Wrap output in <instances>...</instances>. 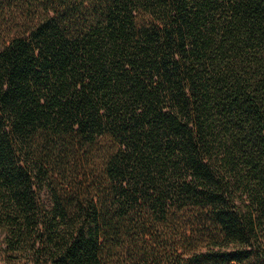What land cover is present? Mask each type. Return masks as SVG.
Segmentation results:
<instances>
[{
    "label": "trees",
    "instance_id": "16d2710c",
    "mask_svg": "<svg viewBox=\"0 0 264 264\" xmlns=\"http://www.w3.org/2000/svg\"><path fill=\"white\" fill-rule=\"evenodd\" d=\"M0 229L3 264H264V0H0Z\"/></svg>",
    "mask_w": 264,
    "mask_h": 264
},
{
    "label": "rangeland",
    "instance_id": "374dc122",
    "mask_svg": "<svg viewBox=\"0 0 264 264\" xmlns=\"http://www.w3.org/2000/svg\"><path fill=\"white\" fill-rule=\"evenodd\" d=\"M4 234H5L4 231L0 229V264H3L2 262L4 260L8 261L10 259L9 255L5 254L6 249H5V245H4V241H3ZM28 259H31V258H28ZM14 260H15V258H14ZM14 260L12 262H15ZM26 264H33V263H32V261H30V262H27Z\"/></svg>",
    "mask_w": 264,
    "mask_h": 264
}]
</instances>
